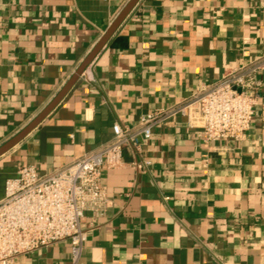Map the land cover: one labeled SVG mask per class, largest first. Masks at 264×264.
Masks as SVG:
<instances>
[{
	"label": "crops",
	"instance_id": "1",
	"mask_svg": "<svg viewBox=\"0 0 264 264\" xmlns=\"http://www.w3.org/2000/svg\"><path fill=\"white\" fill-rule=\"evenodd\" d=\"M129 1L0 0V146L52 102ZM262 55L264 0H139L55 108L0 156V174L66 167L109 142L114 124L134 127ZM260 81L243 138L159 128L146 172L129 167L128 147L122 168H101L109 203L79 264H264ZM69 259L60 244L14 262Z\"/></svg>",
	"mask_w": 264,
	"mask_h": 264
},
{
	"label": "built area",
	"instance_id": "2",
	"mask_svg": "<svg viewBox=\"0 0 264 264\" xmlns=\"http://www.w3.org/2000/svg\"><path fill=\"white\" fill-rule=\"evenodd\" d=\"M264 55L225 69L220 79L203 85L188 98L167 108L142 115L134 127L114 124L112 139L61 169L40 174L34 166L19 167L4 181L0 198V264L40 249L66 244L69 264H79L89 233L109 203L101 184V168L120 169L123 148L132 151L129 167L146 172L144 158L152 132L159 128L198 131L206 142L241 139L248 132L257 108ZM264 123V104L259 106ZM89 226L82 227V220Z\"/></svg>",
	"mask_w": 264,
	"mask_h": 264
},
{
	"label": "water",
	"instance_id": "3",
	"mask_svg": "<svg viewBox=\"0 0 264 264\" xmlns=\"http://www.w3.org/2000/svg\"><path fill=\"white\" fill-rule=\"evenodd\" d=\"M139 0H130L125 7L121 10L109 28L106 30L104 35L99 39L95 47L86 57V59L79 66L75 74L71 77V79L66 83L63 89L58 93V95L52 100V102L45 107L23 130H21L17 135H15L12 139L4 143L0 146V156L8 152L12 147L18 144L22 139H24L33 129H35L45 118L46 116L55 108V106L60 102V100L64 97V95L68 92V90L74 85L77 81L78 77L83 73L84 69L91 63L94 57L98 54V52L102 49V47L106 44L108 39L113 35L116 29L123 22L125 17L131 11V9L135 6V4Z\"/></svg>",
	"mask_w": 264,
	"mask_h": 264
},
{
	"label": "rangeland",
	"instance_id": "4",
	"mask_svg": "<svg viewBox=\"0 0 264 264\" xmlns=\"http://www.w3.org/2000/svg\"><path fill=\"white\" fill-rule=\"evenodd\" d=\"M3 186H4V178L3 176L0 174V198L3 195Z\"/></svg>",
	"mask_w": 264,
	"mask_h": 264
}]
</instances>
